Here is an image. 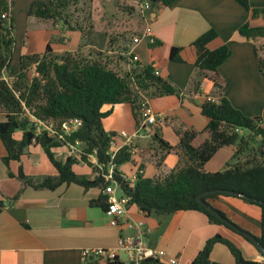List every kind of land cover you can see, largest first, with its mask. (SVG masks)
Masks as SVG:
<instances>
[{
	"label": "crops",
	"instance_id": "obj_1",
	"mask_svg": "<svg viewBox=\"0 0 264 264\" xmlns=\"http://www.w3.org/2000/svg\"><path fill=\"white\" fill-rule=\"evenodd\" d=\"M250 4L252 8H264V0H250ZM157 11L151 27L156 41L161 44L156 47L146 44L145 49L142 42L134 45L132 52L142 65L154 66L157 73L180 92L179 97L146 99L156 115L165 118V122H159L155 131L152 130L153 136L157 132L160 139L175 149L169 154L147 153V136L135 137L131 145L134 146L132 162L119 168L132 184L141 166L145 177L156 178L185 165L184 155L177 145L186 131L204 132L208 120L202 114L201 105L207 99L218 102L226 97L247 116L261 118L264 125V75L256 54L258 49L264 57V39L247 40L238 33L243 24L252 21V13L236 0H177ZM252 23L264 25L261 20ZM210 30H215L218 37L209 48L215 50L228 45L232 54L216 75L209 73L202 78L194 67L197 52L193 43ZM174 47L181 48L183 63L170 60ZM215 78L220 87L215 85ZM196 83H199L197 89ZM110 108L107 106L104 111ZM4 120L0 115V123ZM103 125L106 131L117 135L123 131L134 135L138 127L128 104L115 106ZM21 135L18 132L15 136L20 139ZM117 142L120 146L123 141ZM75 148L82 149L80 144ZM116 148L112 146L113 151ZM224 151L226 153H219ZM234 151L233 147L222 148L206 164L205 170L211 173L225 170ZM79 155L67 147L54 150L55 159L63 162L69 157L79 159ZM6 156L0 138V201L5 203L0 213V264H115L95 258L84 261L82 256L84 249H115L120 237L129 233L124 226H113L105 210L91 204L103 194L102 189H85L78 184H63L55 190L25 186L18 179L20 169L37 181L57 177L59 172L37 144L31 145L20 161L7 165ZM89 162L96 165V157L92 156ZM73 170L91 181L96 177L93 167L84 162L75 164ZM211 204L241 229L254 237L260 236L262 209L259 206L225 196L211 200ZM128 219L143 222L147 243L164 250L167 257L176 258L181 264H191L206 242L218 234L233 239L246 261L264 263V255L253 244L223 226L210 223L207 216L198 211L177 212L159 220L137 206H130ZM211 259L221 264H235V258L222 244L215 245ZM121 263L126 264L125 259L122 258Z\"/></svg>",
	"mask_w": 264,
	"mask_h": 264
},
{
	"label": "trees",
	"instance_id": "obj_2",
	"mask_svg": "<svg viewBox=\"0 0 264 264\" xmlns=\"http://www.w3.org/2000/svg\"><path fill=\"white\" fill-rule=\"evenodd\" d=\"M148 1L153 9L158 10L161 6L173 5L177 0ZM236 1L252 13V21L240 27L239 35L247 40L264 39V25L254 26L252 23L256 20L264 22V8H252L250 0ZM65 4L64 0H49L48 3L36 1L29 15L53 19L60 14L59 9L64 8ZM10 5V0H0V115L5 118L0 123V138L7 152L4 162L9 165L11 161H20L28 148L37 144L59 172L57 177L49 176L37 181L27 177L20 169L18 179L25 186L55 190L63 184H78L85 189L99 187L103 192L109 185L103 177L96 176L91 181L76 174L73 166L84 162L93 167L95 174L108 173L110 167L114 166V177L122 196L129 199L128 207L137 206L146 215L159 220L182 211L201 212L210 223L223 226L244 238L264 255V125L261 118L247 116L226 97L218 102L205 100L201 105L202 114L208 120L204 132L186 131L177 145L184 155L185 165L167 176L156 178L145 177L141 166L132 184L124 178L119 168L132 162L133 147L124 146L113 156L112 142L117 133L106 131L103 121L113 114L115 106L128 104L138 126L139 110L147 98L179 97L180 92L163 79L154 66L141 64L132 52L134 43L126 49L129 50L133 69L125 75L110 68L100 55L95 57L77 51L59 56L54 54L51 44L47 45L43 54H18L17 40L13 34L14 20L10 19L11 23L7 24L6 17H3L9 13ZM217 37L218 33L210 30L193 43L197 52L194 67L198 68L202 78L208 77L209 73L216 75L220 66L231 57L232 51L228 45L215 50L209 48ZM160 44L156 41L149 46ZM180 52L181 48L174 47L170 52V60L183 63ZM256 54L264 75V57L258 49ZM33 66L35 75L30 77L29 70ZM213 80L217 87L221 86L218 79ZM196 85L197 89L199 83ZM107 106L111 108L104 111ZM75 119L81 121L77 131L64 133L63 125ZM34 120L52 126L55 134L50 135L47 130L37 134ZM18 132L22 133L20 139L15 136ZM154 138L167 154L175 149L160 139L157 132ZM257 143L258 148L255 146ZM78 144L82 146L79 159L69 157L65 162L55 159V149L76 147ZM225 147L235 149L227 168L215 173L207 172L206 164ZM92 156L97 159L96 165L89 162ZM208 191H220L203 197L213 208L211 200L219 196L234 197L259 206L262 209L260 236L253 240L246 237L202 206L198 196ZM18 198L19 195L14 200ZM91 204L106 210L108 196L103 193ZM4 206L5 203L0 201V213ZM215 209L241 229L226 213ZM217 244L229 249L235 264L253 263L245 260L243 251L233 239L218 234L206 242L191 264H221L211 259ZM259 244L262 248L258 247ZM146 264L161 263L150 260Z\"/></svg>",
	"mask_w": 264,
	"mask_h": 264
},
{
	"label": "rangeland",
	"instance_id": "obj_3",
	"mask_svg": "<svg viewBox=\"0 0 264 264\" xmlns=\"http://www.w3.org/2000/svg\"><path fill=\"white\" fill-rule=\"evenodd\" d=\"M10 1L6 20L7 24L11 23L10 19L14 20L13 34L17 40L18 54H43L47 45L51 44L55 55L80 51L85 55H100L110 68L121 75L133 69L129 50L126 49L146 26L141 5L148 0H64V8H60V14L53 19L29 15L34 2L48 3L49 0ZM142 44L147 49L148 43L144 41ZM34 71L35 66L29 70L30 77L35 75ZM33 122L41 132L54 130L50 125L47 128L45 123ZM152 130L155 131V126ZM146 140H149L146 144L147 153H166L152 134ZM255 146L258 148V143Z\"/></svg>",
	"mask_w": 264,
	"mask_h": 264
},
{
	"label": "built area",
	"instance_id": "obj_4",
	"mask_svg": "<svg viewBox=\"0 0 264 264\" xmlns=\"http://www.w3.org/2000/svg\"><path fill=\"white\" fill-rule=\"evenodd\" d=\"M141 11L146 20V27L144 28L142 35L134 38V44L138 45L144 41L149 45L154 44L156 38L151 27V22L157 15L158 11L153 9L148 1L141 5ZM3 17L5 18L6 16L3 15ZM139 114L140 121L134 135H130L123 131L114 137L112 146L117 148L112 151L113 156H115L122 147L131 146L135 137L140 135H142V137H149L151 134L153 135L152 128L157 126L159 122H165V118L158 117L147 100L141 104ZM38 123L40 124V122ZM41 123L45 125L43 122ZM80 125L81 121L78 119L65 123L63 125L64 133L70 134L77 131ZM45 126L49 128L47 124ZM47 131L50 135L55 134L54 130L47 129ZM39 133H41V130L39 131L37 128V134ZM118 140L123 141L120 146L117 145ZM70 149H73L74 151L76 150L78 153L80 152L75 146H71ZM100 169L102 170V167H100ZM96 176L103 177L105 182L109 183V185L103 190V193L108 196V207L105 210V213L111 219V224L116 227L124 226L129 233L120 237L118 247L115 249H84L82 252L83 260L87 261L90 258H95L110 263H121L123 258L125 259L126 264H146L150 260L159 261L161 264H181L178 259L167 257V253L164 250L156 249L147 243L143 222H135L128 219L129 199L120 194L119 184L114 177V166L110 167L108 173L101 174V172H98Z\"/></svg>",
	"mask_w": 264,
	"mask_h": 264
},
{
	"label": "water",
	"instance_id": "obj_5",
	"mask_svg": "<svg viewBox=\"0 0 264 264\" xmlns=\"http://www.w3.org/2000/svg\"><path fill=\"white\" fill-rule=\"evenodd\" d=\"M220 191H208V192H205L201 195L198 196V201L200 202V204L202 206H204L207 210L211 211L212 213H214L215 215H217L220 219H222L226 224L230 225L231 227H233L236 231L242 233L243 235H245L246 237H249L250 239H254V236H252L250 233L248 232H245V231H242L241 229L237 228L232 222H230L229 220L223 218L220 213L215 209L213 208L211 205L207 204L204 200H203V197L205 195H211V194H216V193H219ZM259 203H261V201H258ZM259 248H262V246L259 244L258 245ZM264 253V251H263ZM250 264H264V263H250Z\"/></svg>",
	"mask_w": 264,
	"mask_h": 264
}]
</instances>
